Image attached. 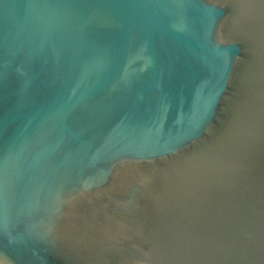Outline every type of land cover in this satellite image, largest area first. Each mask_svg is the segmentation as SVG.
<instances>
[{
	"label": "water",
	"instance_id": "95a60500",
	"mask_svg": "<svg viewBox=\"0 0 264 264\" xmlns=\"http://www.w3.org/2000/svg\"><path fill=\"white\" fill-rule=\"evenodd\" d=\"M0 264H264V0H0Z\"/></svg>",
	"mask_w": 264,
	"mask_h": 264
}]
</instances>
